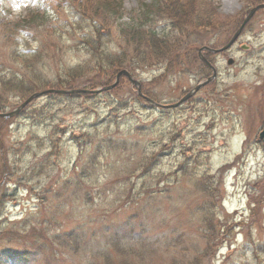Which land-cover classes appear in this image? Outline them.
<instances>
[{
    "label": "rangeland",
    "instance_id": "374dc122",
    "mask_svg": "<svg viewBox=\"0 0 264 264\" xmlns=\"http://www.w3.org/2000/svg\"><path fill=\"white\" fill-rule=\"evenodd\" d=\"M204 1L217 9L216 28L191 30V34L184 36L180 49L183 61L176 65L178 70L162 81L157 78L164 76L166 63L139 68L133 73L142 82L144 91L159 102L174 103L209 77L212 71L201 64L198 49L204 45L217 48L226 43L251 8L264 2ZM92 2L101 9L106 21L113 20L104 5L114 3L117 7L122 5L119 23L145 22L149 13L157 22L155 27L163 30L166 24L156 15L157 7L165 0ZM45 9L51 28L70 26L67 22L75 20L62 0H0V22L5 21L1 22L0 30L13 29L10 26L14 23L26 21L31 10ZM89 13L93 15V9ZM102 16L99 20H103ZM251 22L242 40L231 49L207 53L217 69L216 78L189 98L180 110L166 117H162L165 114L161 109L143 100L132 104L130 98L136 92L125 79L119 96L107 91L88 101L45 95L30 104L36 120L26 116L0 118V258L5 259V264H15L14 257L24 264V256L19 257L17 252L26 249L32 253L26 255L31 264H91V253L76 255L55 237L76 226L89 229L97 222L112 227L124 221H129L134 235L147 238V244L137 247L139 255L149 247L144 264H264V146L258 137L264 126V10H258ZM37 24L38 34L30 36L37 39L31 40L34 48L45 40L60 43L65 51H55L51 45L50 60L42 68L48 79L56 77L58 63L76 65L88 59L82 50H67L76 44L73 39H78L80 30H72L60 38L58 34L54 37L42 31L49 29V25L44 26L41 21ZM73 27L77 28L75 23ZM112 37L110 47L119 51L123 41L117 24ZM19 38L24 49L26 40ZM242 44L250 48L245 50ZM187 52H195L197 61H190ZM229 58L235 60L233 65L228 64ZM1 64L13 65L11 47L0 33ZM117 98L131 105L119 114V122L112 121L109 126L108 121H101L94 125L110 116V104ZM23 101L11 96L6 111ZM47 106L52 107V117L39 116ZM157 121L160 124L153 126ZM56 124L100 133L101 140L112 137L113 141L102 143L103 152L94 175L82 178L77 171L87 156L89 159L96 153L91 154V149L81 152L84 141L74 144L67 136L53 171L48 169L44 174H33L30 182L17 183L15 180L21 175H11L6 162L15 160L18 170L24 172L38 158L31 155L22 158L20 143H29L39 150L41 140ZM165 144L168 149L161 162L152 167L150 174L140 175V168L137 169L142 156L159 153ZM184 164L188 173L184 169L178 171ZM204 177L209 178L198 185ZM213 182L217 197L204 191ZM79 185H83V191L77 197ZM213 198L217 203L215 210ZM210 211L209 216L217 224L216 231H212L218 237L215 239L212 234L205 239L212 228L204 214ZM212 224L215 226L213 221ZM208 243L215 247L206 251ZM136 258L139 260L140 256Z\"/></svg>",
    "mask_w": 264,
    "mask_h": 264
},
{
    "label": "trees",
    "instance_id": "16d2710c",
    "mask_svg": "<svg viewBox=\"0 0 264 264\" xmlns=\"http://www.w3.org/2000/svg\"><path fill=\"white\" fill-rule=\"evenodd\" d=\"M62 2L65 7L71 9V15L75 19L67 22L70 23V26L65 24L59 29L51 28L47 24L49 22V15L45 9L31 10L32 12H30L26 21L14 23L10 26L13 29L7 27L3 31L0 30L4 42L11 47V61L13 63V65H0V112L6 111V108L10 105L9 101L11 96L26 99L34 92L48 88H97L112 83L115 80L117 72L121 69H128L132 73H135L139 68L146 69L166 63L164 76L157 78V81H162L166 76L174 73L175 69L177 71L178 68L176 65L181 64L183 61L180 60L183 58L180 49L183 46L184 36H188L192 32L204 28H216L214 26L216 22L215 11L217 9L204 0H165V3H160V7L156 9V15L165 20L166 24L163 30L160 27H155V23L157 24V22L152 19L149 13L146 14L145 22L119 23L118 20L123 16L121 12L122 5L118 7L114 3L104 5V9L108 11L106 14L113 20L106 21L104 15L102 16L100 14L101 9L95 6L92 0H62ZM91 9H93V15L89 13ZM102 13L104 14V11ZM101 16L103 20H99ZM2 20L1 22L5 23ZM97 20L100 22H97ZM38 21L45 24L44 26L49 25V29H43L42 31L46 34H54V37H56L55 34H58L61 38L72 32V30L73 32L77 29L80 30L78 39H73L70 35V38L76 44L70 48L67 47V50H82L88 55V59L76 65H69L64 62L62 66L57 62L59 66L56 71V77L53 80L48 79L42 68H45L50 60L49 49L51 45H54L52 48L55 51L61 53L65 51L60 43L56 42L51 44L53 41L46 43L43 40L44 42L37 49L33 47L34 45L31 40L37 41V39L30 38V36L33 34L36 37V34H38L39 30L37 27L40 26L37 24ZM1 22L0 24H2ZM73 23L76 24L77 28L73 27ZM115 24H117V29L123 41L120 50L116 52L110 47V44L113 42L112 30L115 28ZM24 30L27 31L23 32ZM50 30L51 33L49 32ZM19 37L26 40L24 49L20 46L21 42ZM187 53L190 61H197L195 52ZM125 79L122 76L119 85L110 91L119 96L118 94L121 92L120 88H122ZM48 95L51 97L61 95L62 97V94L56 93H50ZM147 95L155 97L150 93H147ZM66 96L69 99L79 100L83 98L88 101L98 97L97 93ZM139 100L147 102L137 93L133 98H130L132 104L139 103ZM118 101L110 104L109 111L112 114L110 113V116H107L104 120L102 118L94 125L99 124L101 121L102 123L108 121L109 126L114 122L118 123L119 114L121 115L123 110L129 109L131 106L130 102L125 100H123L125 102ZM182 107L157 109H161V112L165 114L162 117H166L170 112H176ZM51 112L52 107L47 106L41 110L39 116L46 117L47 115L52 117L50 116ZM18 116H26L34 120L37 119L35 110L30 111V105L25 107ZM158 124H160L159 121L154 122L153 126ZM142 126L144 129V125ZM81 130H73L72 126L66 124H56L51 127L47 137L41 140V145L39 144L38 146L39 150L33 149L29 143L25 145L20 143L19 146L23 154L22 158L31 155L34 158H38V160L37 162H30L29 167L24 172L18 170L15 160L9 164L6 162L8 169L12 172L11 175H21L19 176V180L15 181L19 184L30 182L33 174H44L48 169L53 171V167H56L62 156V147L65 144L67 136V140L73 141L74 144H80L84 141V147L80 149L81 152L85 149H91V154L96 153L94 156H90L89 159L87 156V160L82 163L83 165L77 171L78 176L82 178L93 176L99 164V156L103 152L101 147L103 145L102 143L107 140L113 141V139L112 137L105 136V140H101L100 133ZM167 149L168 146L165 144L161 145L159 153L143 155L137 169L138 171L140 168V175L150 174L152 167L161 162ZM39 154L41 155L39 156ZM183 169L184 172L188 173L185 164L181 165L178 171ZM208 178L204 177L198 185L207 181ZM67 187L65 186L63 188L66 189ZM82 191L83 185L77 186L75 195L79 197ZM204 191L209 192L212 197H217L214 182L207 189H204ZM84 195L86 194L84 193ZM213 199L214 204L212 205V209L215 210L217 203L215 201L216 198ZM204 215L210 221L209 227L212 228L210 233L206 234L205 239H209L211 234L212 239L218 238L215 232L212 233V231H216L217 225L215 218L209 216L212 215V212H205ZM212 221L215 226H213ZM133 231V228H129V221H124L122 225H114L112 227L105 223L97 224L95 222L94 227L85 229L82 226H76V228L64 232L62 235H57L55 239L62 241L76 255L82 252L91 253L92 260H89L91 264H137L138 262L144 264L146 255L150 252L148 251L149 247H145L146 249L140 255L137 247L138 245L142 247L146 243L147 238L134 235ZM40 247L45 246L40 245ZM214 247L215 245L208 243L206 251L208 249L212 250ZM29 253L32 254L31 251L26 249L22 252H17V255L19 257L24 256V264H31V261L26 257ZM116 255H119V257ZM138 256H140L139 260L136 258ZM14 258L15 260L12 261L15 264H22V262H19L20 260L16 259V257ZM3 261L0 258V264H5Z\"/></svg>",
    "mask_w": 264,
    "mask_h": 264
},
{
    "label": "water",
    "instance_id": "95a60500",
    "mask_svg": "<svg viewBox=\"0 0 264 264\" xmlns=\"http://www.w3.org/2000/svg\"><path fill=\"white\" fill-rule=\"evenodd\" d=\"M260 9H264V3L258 4L255 7L251 8V10L249 11V13L245 16L242 24L237 28V30L234 32V34L232 35V37L230 38V40L224 46H222L220 48H211L209 46H203V47H201L199 49V54L201 55V59L204 61V63L207 66H209L212 69L213 73H212V75L210 77H207L204 80L200 81L191 91H189L187 94H185L177 102L169 103V104H164V103H158V102L154 101L153 99L148 98L147 96H145L142 93L141 83L137 79H135V77L131 74V72H129L126 69H123V70H121V71L118 72L116 81L113 84L109 85V86L99 87V88L94 89V90H89V89L88 90L87 89H48V90L36 92V93L32 94L29 98H27L19 107L15 108L14 110L9 111V112H1L0 113V117H2V118H10L12 116H15L26 105H28L33 99L38 98V97H41V96L46 95L48 93H62V94L98 93V92H101V91H105V90L112 89V88H114L119 83L120 77L122 75H125L129 79V81L131 82V84L136 87L137 92L141 96H144L151 104L156 105V106H160V107H165V108L177 107V106L181 105L182 103H184L187 99H189L197 91H199L203 86L211 83L216 78L217 70H216L215 66L209 60H207L206 57H204L202 55V51L203 50H208L210 52L217 53V52H221V51H225V50L229 49L236 42V40L238 39L239 35L243 31L244 27L249 22V20ZM233 61L234 60L232 58H230L229 61H228V63L231 64V63H233ZM260 138L264 141V129L260 133Z\"/></svg>",
    "mask_w": 264,
    "mask_h": 264
},
{
    "label": "flooded vegetation",
    "instance_id": "af4514ba",
    "mask_svg": "<svg viewBox=\"0 0 264 264\" xmlns=\"http://www.w3.org/2000/svg\"><path fill=\"white\" fill-rule=\"evenodd\" d=\"M241 40H242V36L239 38L238 42H240ZM249 48H250V46L247 44V46L245 47V50H248Z\"/></svg>",
    "mask_w": 264,
    "mask_h": 264
}]
</instances>
